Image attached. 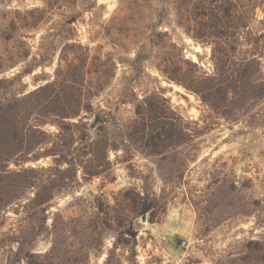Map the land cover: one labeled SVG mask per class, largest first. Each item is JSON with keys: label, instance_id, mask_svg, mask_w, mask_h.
Here are the masks:
<instances>
[{"label": "rangeland", "instance_id": "1", "mask_svg": "<svg viewBox=\"0 0 264 264\" xmlns=\"http://www.w3.org/2000/svg\"><path fill=\"white\" fill-rule=\"evenodd\" d=\"M173 1L181 0H0L1 95L53 80L71 42L107 66L86 75L78 116L33 118L39 132L29 156L37 159L24 165L39 174L4 211L0 264H27L26 251L50 264H264V95L235 98L223 116L167 81L157 69L166 58L212 70L209 48L173 11L167 18ZM170 44L177 48L160 49ZM252 51L263 77L264 49ZM148 92L191 123V147L157 155L123 141L133 105ZM101 137L111 147L107 165L94 169L90 149ZM126 192L154 198L155 213L134 211Z\"/></svg>", "mask_w": 264, "mask_h": 264}, {"label": "trees", "instance_id": "2", "mask_svg": "<svg viewBox=\"0 0 264 264\" xmlns=\"http://www.w3.org/2000/svg\"><path fill=\"white\" fill-rule=\"evenodd\" d=\"M263 2L181 0L167 4L164 6L167 18L173 11L177 25L193 40L209 48L212 70L207 72L197 62L187 58L178 62L166 58L163 64L157 66L158 71L167 81L193 92L211 110L223 116L228 115V108L233 106L235 98L264 95V76H259L262 64L258 54L252 51L264 49V16L260 18L257 13ZM158 23H161L160 18L155 24ZM157 34L167 32L159 31ZM66 48L69 50L60 52L53 80L20 96L0 94V224L5 209L28 188L35 187L33 178L39 171L24 165L37 159L33 154L29 156L39 132L37 124L32 123L33 118L42 114L61 118L78 116L86 75L99 76L107 69L101 55H90L88 46L71 42ZM163 48L173 50L177 47L170 44L160 49ZM240 50L249 51L242 55ZM2 82L0 80V86ZM88 89H85L86 93H90ZM85 108L88 109L89 105ZM133 114L123 141L142 145L157 155L170 148L192 146L196 137L193 126L176 115L163 94H144L133 105ZM30 119L31 123L27 124ZM110 147L104 137L95 139L90 149L94 169L107 165L106 152ZM13 161L12 168L10 163ZM175 169L173 165L168 168L170 171ZM57 170L62 172L59 168ZM99 173L100 170H94L90 174ZM167 182L163 178V183ZM46 195L49 199L53 194ZM125 196L135 203L134 211L155 213V199L148 194L126 192ZM262 246L264 249V243ZM24 255L27 264H50L30 251Z\"/></svg>", "mask_w": 264, "mask_h": 264}, {"label": "water", "instance_id": "3", "mask_svg": "<svg viewBox=\"0 0 264 264\" xmlns=\"http://www.w3.org/2000/svg\"><path fill=\"white\" fill-rule=\"evenodd\" d=\"M144 217H145V216H144V215H142V220H144Z\"/></svg>", "mask_w": 264, "mask_h": 264}]
</instances>
